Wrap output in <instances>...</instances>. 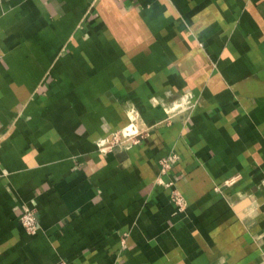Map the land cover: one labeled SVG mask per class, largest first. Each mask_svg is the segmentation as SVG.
Here are the masks:
<instances>
[{"label": "crops", "instance_id": "crops-1", "mask_svg": "<svg viewBox=\"0 0 264 264\" xmlns=\"http://www.w3.org/2000/svg\"><path fill=\"white\" fill-rule=\"evenodd\" d=\"M61 259L264 264V0H0V264Z\"/></svg>", "mask_w": 264, "mask_h": 264}, {"label": "built area", "instance_id": "built-area-1", "mask_svg": "<svg viewBox=\"0 0 264 264\" xmlns=\"http://www.w3.org/2000/svg\"><path fill=\"white\" fill-rule=\"evenodd\" d=\"M184 101L187 102L189 100H183L179 102L177 106L182 105ZM131 133H132L131 130H125L122 132L120 131L113 132L111 137L103 138L99 142L101 150L105 151L111 149L116 144L122 143V141H126V139L132 140V137L130 136ZM169 166H170L169 159L168 158L162 159V170L165 171ZM163 181L164 180L161 179V182ZM167 184L171 185L172 181H169ZM171 198L180 210H185L187 206V199L182 192H180L177 188H173L171 192ZM20 220L23 226L25 227V229L30 233H35L39 229L40 223L37 212L34 209L31 208L24 209L20 214ZM56 264H69V262L64 259H61L58 262H56Z\"/></svg>", "mask_w": 264, "mask_h": 264}]
</instances>
